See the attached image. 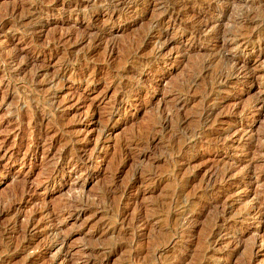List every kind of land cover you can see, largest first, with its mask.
<instances>
[{"label": "rangeland", "instance_id": "rangeland-1", "mask_svg": "<svg viewBox=\"0 0 264 264\" xmlns=\"http://www.w3.org/2000/svg\"><path fill=\"white\" fill-rule=\"evenodd\" d=\"M0 264H264V0H0Z\"/></svg>", "mask_w": 264, "mask_h": 264}, {"label": "bare ground", "instance_id": "bare-ground-1", "mask_svg": "<svg viewBox=\"0 0 264 264\" xmlns=\"http://www.w3.org/2000/svg\"><path fill=\"white\" fill-rule=\"evenodd\" d=\"M97 1H98V0H97ZM74 3H75V2H74ZM91 3H92V2H91ZM98 3H99V2H98ZM108 3H109V2H108ZM100 4H101V3H100ZM115 4H117V2H116ZM108 7H109V6H108ZM108 7H107V8H108ZM111 7H112V6H111ZM72 9H73V8H72ZM84 9H85V8H84ZM106 10H107V9H105V11H106ZM18 19H19V18H18ZM20 19H21V18H20ZM107 20H108V19H107ZM107 20H106V21H107ZM203 21H204V20H203ZM102 22H103V21H102ZM107 22H108V21H107ZM204 22H205V21H204ZM204 22H203V23H204ZM100 24H101V22H100ZM198 24H199V23H198ZM198 24H197V25H198ZM200 24H201V23H200ZM202 26H203V25H202ZM97 27H98V26H97ZM206 28H208V26H207ZM200 29H201V28L199 27L198 30H200ZM209 29H210V28H209ZM249 29H250V28H249ZM10 30H11V29H10ZM156 31H157V30H156ZM193 31H194V30H193ZM203 32H204V31H203ZM203 32H202V33H203ZM196 34H198V33H196ZM224 34H225V33H224ZM30 36H31V35H30ZM197 36H198V35H197ZM49 37H50V36H49ZM47 38H48V37H47ZM58 38H59V37H58ZM52 39H53V38H52ZM55 39H56V38H55ZM48 40H50V39H48ZM53 40H54V39H53ZM224 40H225V39H224ZM44 41H45V40H44ZM50 41H51V40H50ZM58 41H59V40H58ZM46 42H47V40H46ZM222 42H223V41H222ZM225 42H226V41H225ZM45 44H47V43H45ZM116 54H117V53H116ZM224 58H225V57H224ZM226 60H228V59H226ZM216 61H217V60H216ZM212 66H213V65H212ZM229 66H230V65H229ZM218 68H219V67H218ZM220 68H221V67H220ZM235 69H236V68H235ZM239 70H240V69H239ZM218 71H219V70H218ZM216 72H217V71H216ZM216 72H215V73H216ZM218 73H219V72H218ZM224 73H225V72H224ZM249 75H250V74H249ZM218 78H219V77H218ZM220 79H221V78H220ZM79 80H80V79H79ZM223 80H224V79H223ZM223 80H221V81H223ZM188 81L190 82L191 80H188ZM212 81H213V80H212ZM185 82H186V81H185ZM217 82H218V81H217ZM187 83H188V82H187ZM222 83H223V82H222ZM191 84H192V83H191ZM198 84H199V83H198ZM194 85H195V84H194ZM197 87H198V86H197ZM176 88H177V86H176ZM193 89H194V88H193ZM209 90H210V89H209ZM207 94H208V93H207ZM160 115H161V114H160ZM210 124H211V123H210ZM218 138H219V137H218ZM70 140H71V139H70ZM202 140H203V139H202ZM62 148H64V147H62ZM177 149H178V148H177ZM84 151H85V150H83V153H84ZM188 151H189V150H188ZM81 153H82V152H81ZM203 154H204V153H203ZM80 155H81V154H80ZM82 155H83V154H82ZM73 156H74V155H73ZM78 157H80V156H78ZM82 157H83V156H82ZM84 158H85V157H84ZM86 158H87V157H86ZM76 159H77V157H76ZM81 159H82V158H81ZM81 159H79V160H81ZM96 160H97V159H96ZM204 162H205V161H204ZM186 164H187V163H186ZM213 165H214V164H213ZM224 165H225V164H224ZM200 166H201V165H200ZM212 169H213V168H212ZM206 170H207V169H206ZM219 172H220V171H219ZM214 173H215V172H214ZM204 174H205V172H204ZM212 174H213V173H212ZM180 175H181V174H180ZM210 175H211V174H210ZM214 176H215V175H214ZM208 179H209V178H208ZM210 180H211V179H210ZM206 183L209 184L207 181H206ZM212 183H213V182H212ZM210 185H211V184H210ZM211 186H212V185H211ZM186 192H187V191H186ZM207 207H208V206H207ZM223 207H224V206H223ZM212 211H213V210H212ZM248 211H249V210H248ZM219 212H220V211H219ZM215 215H216V214H215ZM206 217H207V216H206ZM206 219H207V218H206ZM214 219H215V218H214ZM214 219H212V220H214ZM219 219H220V218H219ZM139 220H140V219H139ZM212 220H211V221H212ZM212 222H213V221H212ZM212 222H211V224L214 223V222H213V223H212ZM217 222H218V221H217ZM203 223H204V221H203ZM216 225H217V224H216ZM21 226H22V225H21ZM130 226H131V225H130ZM201 227H202V226H201ZM24 235H25V234H24ZM204 247H205V246H204ZM200 251H201V250H200ZM202 251H203V250H202ZM197 259H198V258H197Z\"/></svg>", "mask_w": 264, "mask_h": 264}]
</instances>
